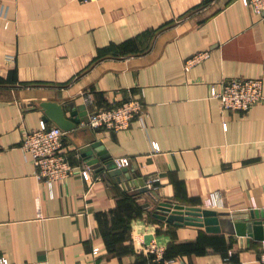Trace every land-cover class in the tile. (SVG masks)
<instances>
[{"label":"crops","instance_id":"obj_1","mask_svg":"<svg viewBox=\"0 0 264 264\" xmlns=\"http://www.w3.org/2000/svg\"><path fill=\"white\" fill-rule=\"evenodd\" d=\"M3 4L0 256L13 264H260V240L153 212L168 202L227 219L258 209L264 218V99L244 112L210 95L224 78L264 80V20L242 0ZM204 50L209 56L187 70L186 59ZM131 97L145 112L129 128L81 121L67 133L65 151L85 172L52 182L37 175L22 141L44 120L41 101L86 118ZM92 142L106 150L102 168L82 156ZM122 156L131 163L113 174L105 163ZM140 178L149 190L136 192ZM153 241L163 259L148 252Z\"/></svg>","mask_w":264,"mask_h":264},{"label":"built area","instance_id":"obj_2","mask_svg":"<svg viewBox=\"0 0 264 264\" xmlns=\"http://www.w3.org/2000/svg\"><path fill=\"white\" fill-rule=\"evenodd\" d=\"M83 3L97 0H80ZM251 7L252 11L264 20V0H242ZM0 17L7 18L6 5L0 0ZM209 51H199L186 59L185 68L191 69L193 65L209 56ZM263 77H229L219 82L212 83L210 95L217 98L223 109L231 111H248L253 105L264 99ZM145 112V104L140 97H131L120 103H114L103 110L92 112L89 125L101 127L111 131H119L130 127L131 121L142 117ZM67 131L57 124H50L41 120L40 126L24 132L22 148L31 155L37 175L48 182L58 179H66L78 171L65 151ZM158 149L157 145H154ZM118 168L127 167L131 163L129 156L114 159ZM149 186L151 183L148 184ZM148 252L157 259L164 258V249L153 241L148 247ZM99 247H94L93 253L97 254ZM258 262L264 264V241L259 254ZM0 264H13L6 256H0Z\"/></svg>","mask_w":264,"mask_h":264},{"label":"water","instance_id":"obj_3","mask_svg":"<svg viewBox=\"0 0 264 264\" xmlns=\"http://www.w3.org/2000/svg\"><path fill=\"white\" fill-rule=\"evenodd\" d=\"M40 107L43 111V119L46 122H53L63 128L65 131H76L77 124L81 121L88 124L90 115L82 118L77 115V111L72 109V106L58 101H41ZM70 112V116L68 115ZM100 143L92 142L85 145L81 149L84 160L93 168L101 167L100 157L107 159L105 149H100ZM106 167L114 169L113 174H120L127 170V167L117 168L114 160L106 161ZM102 168V167H101ZM139 191L149 190L150 186L147 185L144 179L138 180ZM154 215L179 224H195L205 226L210 232H220L224 227H229L231 232L239 236H248L255 240L264 241V218H260L259 210H253L245 217L224 218L213 209L185 207L182 205H174L168 202H161L155 209Z\"/></svg>","mask_w":264,"mask_h":264},{"label":"trees","instance_id":"obj_4","mask_svg":"<svg viewBox=\"0 0 264 264\" xmlns=\"http://www.w3.org/2000/svg\"><path fill=\"white\" fill-rule=\"evenodd\" d=\"M159 204H160V203H159ZM159 204H158V205H159ZM155 209H156V208H155ZM155 209H154V211H155ZM153 214H154V212H153ZM152 255H153V254H152Z\"/></svg>","mask_w":264,"mask_h":264}]
</instances>
